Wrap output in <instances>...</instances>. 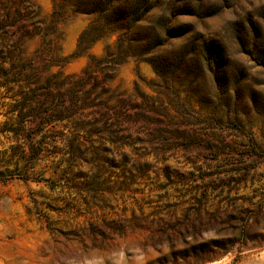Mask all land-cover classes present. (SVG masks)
I'll use <instances>...</instances> for the list:
<instances>
[{
    "label": "rangeland",
    "instance_id": "rangeland-1",
    "mask_svg": "<svg viewBox=\"0 0 264 264\" xmlns=\"http://www.w3.org/2000/svg\"><path fill=\"white\" fill-rule=\"evenodd\" d=\"M126 2L0 0V264H264V0Z\"/></svg>",
    "mask_w": 264,
    "mask_h": 264
},
{
    "label": "trees",
    "instance_id": "trees-1",
    "mask_svg": "<svg viewBox=\"0 0 264 264\" xmlns=\"http://www.w3.org/2000/svg\"><path fill=\"white\" fill-rule=\"evenodd\" d=\"M75 6V13L90 16L92 24L82 33L77 51L91 48L108 34L138 28L143 21L136 14H129L131 5L126 0H69ZM99 15L101 17L99 18ZM98 16V17H97ZM94 27L98 31H93ZM132 33V31H131ZM179 36V35H175Z\"/></svg>",
    "mask_w": 264,
    "mask_h": 264
}]
</instances>
